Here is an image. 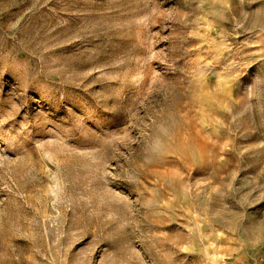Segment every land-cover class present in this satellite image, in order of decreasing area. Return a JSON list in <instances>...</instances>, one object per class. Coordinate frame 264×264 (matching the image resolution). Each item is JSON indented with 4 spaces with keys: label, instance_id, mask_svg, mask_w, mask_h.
I'll return each instance as SVG.
<instances>
[{
    "label": "rangeland",
    "instance_id": "374dc122",
    "mask_svg": "<svg viewBox=\"0 0 264 264\" xmlns=\"http://www.w3.org/2000/svg\"><path fill=\"white\" fill-rule=\"evenodd\" d=\"M0 264H264V0H0Z\"/></svg>",
    "mask_w": 264,
    "mask_h": 264
}]
</instances>
